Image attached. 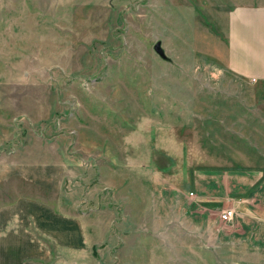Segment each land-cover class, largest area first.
Segmentation results:
<instances>
[{"label":"rangeland","instance_id":"obj_1","mask_svg":"<svg viewBox=\"0 0 264 264\" xmlns=\"http://www.w3.org/2000/svg\"><path fill=\"white\" fill-rule=\"evenodd\" d=\"M262 1L0 0V209L81 212L68 264H264L218 219L256 192L264 220V84L223 62L233 4Z\"/></svg>","mask_w":264,"mask_h":264},{"label":"crops","instance_id":"obj_2","mask_svg":"<svg viewBox=\"0 0 264 264\" xmlns=\"http://www.w3.org/2000/svg\"><path fill=\"white\" fill-rule=\"evenodd\" d=\"M233 6L227 15L228 48L224 65L240 77L264 84V1ZM63 172H67L66 165L60 162L45 178L50 193L57 198L66 176ZM20 197L0 209V264H68L65 263L66 254L75 257L83 253L86 236L81 212L69 213L73 211L63 201L50 203L39 195ZM248 198L255 209L254 216H250L253 221L245 223L242 214L230 206L234 209V217L229 227L233 226L237 236L250 231V238L262 246L264 220L258 218L257 193Z\"/></svg>","mask_w":264,"mask_h":264},{"label":"built area","instance_id":"obj_3","mask_svg":"<svg viewBox=\"0 0 264 264\" xmlns=\"http://www.w3.org/2000/svg\"><path fill=\"white\" fill-rule=\"evenodd\" d=\"M251 80L253 81L254 79L252 78ZM188 195L192 197L195 196L194 193L191 191L188 192ZM233 217H234V209L232 207H228V208L226 207L220 209L218 219L221 223L229 224L232 221Z\"/></svg>","mask_w":264,"mask_h":264},{"label":"water","instance_id":"obj_4","mask_svg":"<svg viewBox=\"0 0 264 264\" xmlns=\"http://www.w3.org/2000/svg\"><path fill=\"white\" fill-rule=\"evenodd\" d=\"M152 50L161 58L164 60H167V56L164 53V50L162 49L161 45H160V41L156 40L153 44H152Z\"/></svg>","mask_w":264,"mask_h":264}]
</instances>
